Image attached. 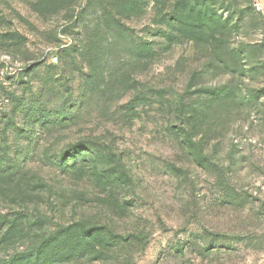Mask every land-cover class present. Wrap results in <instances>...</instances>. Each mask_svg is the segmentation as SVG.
I'll list each match as a JSON object with an SVG mask.
<instances>
[{
  "label": "rangeland",
  "instance_id": "1",
  "mask_svg": "<svg viewBox=\"0 0 264 264\" xmlns=\"http://www.w3.org/2000/svg\"><path fill=\"white\" fill-rule=\"evenodd\" d=\"M253 5L0 0V264H264Z\"/></svg>",
  "mask_w": 264,
  "mask_h": 264
},
{
  "label": "trees",
  "instance_id": "2",
  "mask_svg": "<svg viewBox=\"0 0 264 264\" xmlns=\"http://www.w3.org/2000/svg\"><path fill=\"white\" fill-rule=\"evenodd\" d=\"M11 96H12V95H11ZM11 96L9 97L10 99H11ZM10 99H9V101H10ZM19 104H22V100L19 101ZM11 120H12V118H11ZM185 137H186V133L184 132L183 135H182V139L185 138ZM2 148H3V155H6V154H7V147L4 146V147H2ZM94 153H95V152H94ZM95 155H98V154L95 153ZM98 160L101 161V158L98 157Z\"/></svg>",
  "mask_w": 264,
  "mask_h": 264
},
{
  "label": "crops",
  "instance_id": "3",
  "mask_svg": "<svg viewBox=\"0 0 264 264\" xmlns=\"http://www.w3.org/2000/svg\"><path fill=\"white\" fill-rule=\"evenodd\" d=\"M254 1V4H258L260 5L262 11H261V14H262V17L264 18V0H253Z\"/></svg>",
  "mask_w": 264,
  "mask_h": 264
},
{
  "label": "built area",
  "instance_id": "4",
  "mask_svg": "<svg viewBox=\"0 0 264 264\" xmlns=\"http://www.w3.org/2000/svg\"><path fill=\"white\" fill-rule=\"evenodd\" d=\"M253 6H254V9H255L257 12H261V11H262L260 5H258V4L255 3Z\"/></svg>",
  "mask_w": 264,
  "mask_h": 264
}]
</instances>
